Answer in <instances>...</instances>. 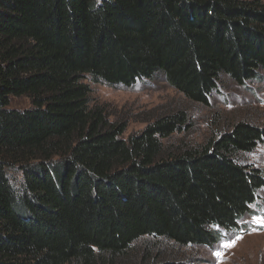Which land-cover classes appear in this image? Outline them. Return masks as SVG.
<instances>
[{"label":"trees","instance_id":"1","mask_svg":"<svg viewBox=\"0 0 264 264\" xmlns=\"http://www.w3.org/2000/svg\"><path fill=\"white\" fill-rule=\"evenodd\" d=\"M156 76L208 108L223 77L264 79V1L0 0V264H128L144 238L214 249L240 230L264 192L241 156L264 126L174 153L178 111L125 138L89 82Z\"/></svg>","mask_w":264,"mask_h":264},{"label":"rangeland","instance_id":"2","mask_svg":"<svg viewBox=\"0 0 264 264\" xmlns=\"http://www.w3.org/2000/svg\"><path fill=\"white\" fill-rule=\"evenodd\" d=\"M222 81L217 92L211 96L209 108L188 101L163 76H156L131 88L92 81L89 84L93 103L104 106L112 122L128 125L125 138L140 134L157 118L184 111L189 118L185 131L163 140L166 149L179 153L186 148L206 144L240 121L264 126V79L249 82L246 86H240L227 77H223ZM11 107L24 110L31 104L26 98H15ZM241 159L249 166L264 171V144L259 145L255 152L241 156ZM251 210V214L241 220L240 230L224 232L222 241L214 249L179 247L164 240L144 238L134 245L127 262L141 264L148 251V264L165 261L180 264H264L263 191ZM237 236L242 238L237 240ZM231 240L236 241L235 246H222ZM117 262L120 264L122 261Z\"/></svg>","mask_w":264,"mask_h":264},{"label":"snow or ice","instance_id":"3","mask_svg":"<svg viewBox=\"0 0 264 264\" xmlns=\"http://www.w3.org/2000/svg\"><path fill=\"white\" fill-rule=\"evenodd\" d=\"M240 238H242V237H240V236H237L236 237L237 240L240 239ZM235 243H236L235 240H231V241L225 242L222 246L225 247V248H227V247H233V246H235ZM219 254L220 253H216V255H219Z\"/></svg>","mask_w":264,"mask_h":264}]
</instances>
